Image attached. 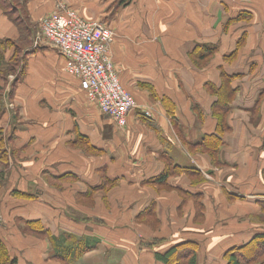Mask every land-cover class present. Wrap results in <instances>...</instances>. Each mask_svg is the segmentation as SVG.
Masks as SVG:
<instances>
[{
	"label": "crops",
	"instance_id": "crops-1",
	"mask_svg": "<svg viewBox=\"0 0 264 264\" xmlns=\"http://www.w3.org/2000/svg\"><path fill=\"white\" fill-rule=\"evenodd\" d=\"M8 2L0 40L66 9L108 23L137 107L119 128L53 47L26 48L18 82L0 76V264H173L186 251L227 264L229 248L264 231L240 223L264 207V0Z\"/></svg>",
	"mask_w": 264,
	"mask_h": 264
},
{
	"label": "built area",
	"instance_id": "built-area-1",
	"mask_svg": "<svg viewBox=\"0 0 264 264\" xmlns=\"http://www.w3.org/2000/svg\"><path fill=\"white\" fill-rule=\"evenodd\" d=\"M39 35L60 53L66 72L79 82L88 101L119 128L126 127L137 104L113 67L114 29L105 21L86 20L66 9L42 18Z\"/></svg>",
	"mask_w": 264,
	"mask_h": 264
},
{
	"label": "trees",
	"instance_id": "trees-1",
	"mask_svg": "<svg viewBox=\"0 0 264 264\" xmlns=\"http://www.w3.org/2000/svg\"><path fill=\"white\" fill-rule=\"evenodd\" d=\"M19 19V18H18ZM22 25L19 26V37L17 40L12 39H5L0 40V72H3L5 68L11 69L10 64H15L16 68L15 71H17V75L14 78V82H18L21 73L24 71L25 67V57H23L26 54V48H28L32 44V31L30 30L29 26L25 24L24 20H21ZM8 45L13 46V53L8 62H5V54L8 52L9 49H6ZM18 55L20 57L17 58V60L14 61V56ZM18 68V69H17ZM11 97V96H10ZM9 147L7 146L6 138L4 137L2 131L0 130V186L4 178V168L8 166V159H9ZM162 177H166V175H162ZM27 226H29L30 230H43V226H41L39 223L28 221L26 222ZM41 227V228H37ZM46 232V231H44ZM253 245H259L262 246V252L258 253L257 255H251L247 258V254L251 252ZM177 251V248L172 249L167 256L164 255H158L159 259H162L165 262H168L170 256H172ZM190 255V257H189ZM239 255L241 257H239ZM225 258L227 260V264H243L241 262V259H244L245 264H261L258 262L259 258L264 256V231L256 233L252 238L246 242H243L239 245H235L231 248H229L225 253ZM259 257V258H258ZM182 258H185V262L183 264H196V254L194 252L186 251L183 253ZM187 258V261H186ZM173 264H177L176 262H173ZM264 264V263H262Z\"/></svg>",
	"mask_w": 264,
	"mask_h": 264
},
{
	"label": "rangeland",
	"instance_id": "rangeland-1",
	"mask_svg": "<svg viewBox=\"0 0 264 264\" xmlns=\"http://www.w3.org/2000/svg\"><path fill=\"white\" fill-rule=\"evenodd\" d=\"M9 1V0H8ZM20 6V4L17 2V0H11V2H8V3H6V9H11V8H13V9H15L16 10V7H18V9L20 8L19 7ZM22 11V13L24 14V12H23V10H21ZM22 20V19H21ZM23 20L25 21V20H27V23L25 22V24L27 25H29L30 27H31V29L33 30L32 31V37H33V41H32V49H39L40 47H44V46H48V47H50L47 43H46V41L44 40V39H42L41 37H40V35H39V32H40V22L38 23V24H34V25H30V23L28 22V19L27 18H23ZM37 42V46L35 45V43ZM31 45L29 46V47H31ZM7 48L6 49H11V54L13 53V46H11V45H8V46H6ZM9 52V51H8ZM7 52V53H8ZM18 57H20V56H18V55H15L14 56V61L15 60H17V58ZM10 66H11V69H8V68H5L4 69V71L3 72H0V76H10V75H12L13 77H10L9 78V81L11 82L15 77H16V75H17V71H15V68H16V65L13 63V64H10ZM18 69V68H17ZM21 75V74H20ZM11 84L9 83L8 84V87H11L10 86ZM7 87V88H8ZM8 141V140H7ZM7 146H8V142H7ZM10 149H11V152H14L15 151V149L13 148H11V146H10ZM212 153L214 154V155H212ZM211 155H212V157H211V162L213 163V164H216V162L218 161V159L221 161V160H223V158L221 157V154H220V156H219V153L218 152H215V151H212L211 152ZM205 180H208V177L206 178V175H205ZM3 185V182L1 183V186ZM0 186V187H1ZM198 212H199V216H198V219L197 220H202L203 219V217H204V215L203 214H201L200 213V211L198 210ZM206 216V215H205ZM243 222H245L246 223V225H249V226H251V227H264V207L262 206V208L260 207V209L259 210H257V211H255L254 209H251V215H246V220H240V223H242L243 224ZM26 227H27V232L29 233V234H44V236H46V235H48L47 234V232H44V233H40V232H38V231H36V230H30L31 228L29 227V226H27L26 225ZM37 228H41V227H37ZM42 229V228H41ZM40 236V235H39ZM208 237H211V236H208ZM252 238V236L249 238V240ZM162 239V238H161ZM161 239H159L158 237H155V238H151L150 239V241H147V242H149L150 244H151V242H154V243H162V241H161ZM64 240H67L66 238H64ZM159 241V242H158ZM248 241V240H247ZM246 242V241H245ZM67 243H69L70 245H77L78 244V240H77V238H72V239H70V242H69V240H68V242ZM156 243V244H157ZM249 248H252L251 249V252L250 253H248L247 254V258L248 257H250L251 255H257L258 253H260V252H262L261 250H262V246H259V245H253L252 247H249ZM189 257H190V255H189ZM239 257H241L240 255H239ZM259 258V257H258ZM173 260H175V259H173ZM178 262H177V264H183L184 262H185V258H182V256L181 257H179V258H177L176 259ZM186 261H187V258H186ZM241 262H243V264H245L244 263V259H241ZM258 262L259 263H264V256H262V257H260L259 258V260H258ZM169 264H171V263H169ZM252 264V263H251Z\"/></svg>",
	"mask_w": 264,
	"mask_h": 264
}]
</instances>
